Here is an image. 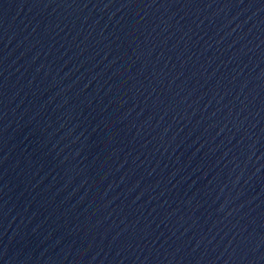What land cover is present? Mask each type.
Returning <instances> with one entry per match:
<instances>
[{"label":"water","instance_id":"1","mask_svg":"<svg viewBox=\"0 0 264 264\" xmlns=\"http://www.w3.org/2000/svg\"><path fill=\"white\" fill-rule=\"evenodd\" d=\"M0 264H264V0H0Z\"/></svg>","mask_w":264,"mask_h":264}]
</instances>
